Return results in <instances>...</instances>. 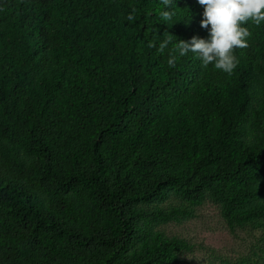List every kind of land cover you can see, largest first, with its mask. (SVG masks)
Wrapping results in <instances>:
<instances>
[{"label": "trees", "instance_id": "1", "mask_svg": "<svg viewBox=\"0 0 264 264\" xmlns=\"http://www.w3.org/2000/svg\"><path fill=\"white\" fill-rule=\"evenodd\" d=\"M202 13L0 0V264H175L156 227L207 199L264 225V22L227 74L179 54Z\"/></svg>", "mask_w": 264, "mask_h": 264}, {"label": "rangeland", "instance_id": "2", "mask_svg": "<svg viewBox=\"0 0 264 264\" xmlns=\"http://www.w3.org/2000/svg\"><path fill=\"white\" fill-rule=\"evenodd\" d=\"M263 228L257 224L231 228L221 214L220 204L207 199L192 216L169 221L156 230L185 239L193 246L181 253L175 264H264Z\"/></svg>", "mask_w": 264, "mask_h": 264}, {"label": "clouds", "instance_id": "3", "mask_svg": "<svg viewBox=\"0 0 264 264\" xmlns=\"http://www.w3.org/2000/svg\"><path fill=\"white\" fill-rule=\"evenodd\" d=\"M203 6L200 26L207 29V38L193 36L189 41H178L179 54L193 53L204 66L212 65L231 74L237 64L236 48L248 47L249 30L243 25L251 21L264 22V0H197ZM166 9L176 5V0H162ZM162 18H171L169 11ZM167 43V42H165ZM174 64L169 59V65Z\"/></svg>", "mask_w": 264, "mask_h": 264}]
</instances>
